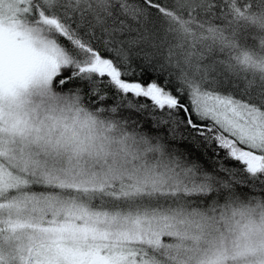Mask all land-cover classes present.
<instances>
[{
  "label": "snow or ice",
  "instance_id": "6c2138e0",
  "mask_svg": "<svg viewBox=\"0 0 264 264\" xmlns=\"http://www.w3.org/2000/svg\"><path fill=\"white\" fill-rule=\"evenodd\" d=\"M0 264H264V0H0Z\"/></svg>",
  "mask_w": 264,
  "mask_h": 264
}]
</instances>
